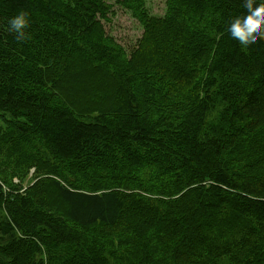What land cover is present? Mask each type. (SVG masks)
<instances>
[{
  "label": "trees",
  "instance_id": "1",
  "mask_svg": "<svg viewBox=\"0 0 264 264\" xmlns=\"http://www.w3.org/2000/svg\"><path fill=\"white\" fill-rule=\"evenodd\" d=\"M134 1L158 59L108 0H0V264H264V41L229 38L242 0Z\"/></svg>",
  "mask_w": 264,
  "mask_h": 264
},
{
  "label": "rangeland",
  "instance_id": "2",
  "mask_svg": "<svg viewBox=\"0 0 264 264\" xmlns=\"http://www.w3.org/2000/svg\"><path fill=\"white\" fill-rule=\"evenodd\" d=\"M108 3L112 4L111 13L106 19H100L106 32L105 35L110 36L121 45L129 58L138 50L140 43L143 48L140 55H137V60L140 61V57L158 59L163 56L159 44L155 42L157 38L152 37L151 41L147 39L150 41L149 43L146 41L143 43L147 36L145 25L148 27L150 20H143L144 14L134 0H108ZM143 12H146L149 18H164L168 12V0H145ZM143 61L145 60H141V62ZM82 84L83 82L80 85ZM8 163L9 161L3 159L0 154V169H10ZM34 173L35 169L32 168L26 177L27 181L24 183L23 189L38 181H34V177H36ZM14 181L19 183L20 179L15 178Z\"/></svg>",
  "mask_w": 264,
  "mask_h": 264
},
{
  "label": "clouds",
  "instance_id": "3",
  "mask_svg": "<svg viewBox=\"0 0 264 264\" xmlns=\"http://www.w3.org/2000/svg\"><path fill=\"white\" fill-rule=\"evenodd\" d=\"M241 7L244 11L232 19L226 32L238 46L247 49L258 41H264V0H242ZM8 25L18 41L30 39L31 16L27 10L19 11Z\"/></svg>",
  "mask_w": 264,
  "mask_h": 264
}]
</instances>
